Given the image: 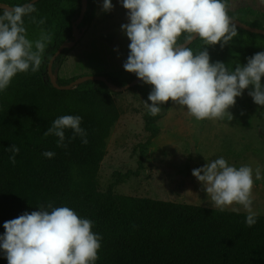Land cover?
<instances>
[{
    "label": "trees",
    "instance_id": "16d2710c",
    "mask_svg": "<svg viewBox=\"0 0 264 264\" xmlns=\"http://www.w3.org/2000/svg\"><path fill=\"white\" fill-rule=\"evenodd\" d=\"M29 1L0 0L14 6ZM35 6L37 11L24 17L27 38L34 41L44 30L52 34V41L46 46L39 71L18 73L8 88L0 91V235L5 233L6 221L52 203L55 207L68 206L94 222L93 231L102 235L95 264H264L263 214H257V222L248 227L246 212L120 194L114 190V183L105 192L99 189L101 165L121 116L116 92L104 81L93 79L71 89H59L48 70L59 47L75 40L74 26L79 35L91 27L97 0H88L81 22L83 0H38ZM229 15L264 28L258 19L264 13L250 6ZM32 18H43L45 23H33ZM237 31L238 35L224 47L207 46L211 63L220 61L234 69L236 64L246 65L249 57L264 51V34L239 26ZM198 39L189 45L194 52L204 47ZM74 46L62 50L53 70L62 68ZM106 76L118 86L137 77L124 68ZM75 79L59 75L58 82L68 84ZM152 87L143 81L135 86L149 104ZM252 88L249 86V90ZM161 107L159 115L146 116L149 138L142 144L140 165L147 146L160 133L158 122L166 116L171 100ZM63 115L82 117L86 145L79 136L71 139V129H65L66 147L57 146L58 137L44 135ZM12 145L20 149L15 165L9 160L12 153L8 148ZM45 151L54 152V157L43 156ZM0 264H8L2 249Z\"/></svg>",
    "mask_w": 264,
    "mask_h": 264
},
{
    "label": "clouds",
    "instance_id": "9594fccd",
    "mask_svg": "<svg viewBox=\"0 0 264 264\" xmlns=\"http://www.w3.org/2000/svg\"><path fill=\"white\" fill-rule=\"evenodd\" d=\"M122 6L128 10L129 22L121 29L130 40L123 67L153 86L148 95L151 104L144 101L149 115H159L161 106L171 100L186 108L196 121H231L234 117L229 109L249 86L253 88L248 94L264 107V51L234 69L220 61L210 62L207 46L224 47L238 35L228 0H122ZM102 8L110 12L114 8L112 0H104ZM36 11L32 0L13 7L0 5V91L6 90L18 73H36L41 67L52 34L41 30L38 39L27 38L24 17ZM32 22L42 25L45 19L32 18ZM197 34L204 47L194 52L188 45ZM81 122L79 115L60 116L44 135L58 137L57 146L66 147L65 129H71V139L79 136L86 145L87 132ZM8 150L12 153L9 160L15 165L20 149L12 145ZM42 155L53 158L55 153L45 151ZM192 174L214 209L224 211L239 205L247 213L248 227L257 222L253 188L254 174L255 180L264 179L260 166L255 170L251 165L236 167L219 157L193 169ZM39 208L4 223L0 249L8 264H95L102 235L93 231L94 222L68 206L48 203Z\"/></svg>",
    "mask_w": 264,
    "mask_h": 264
},
{
    "label": "rangeland",
    "instance_id": "374dc122",
    "mask_svg": "<svg viewBox=\"0 0 264 264\" xmlns=\"http://www.w3.org/2000/svg\"><path fill=\"white\" fill-rule=\"evenodd\" d=\"M103 2L104 0H97L94 22L83 35H79V41L59 70L62 78L70 80L86 75H106L124 68L130 51V40L122 31L121 25L129 22L128 10L122 6V0H112L114 8L106 12L102 8ZM228 3L229 12L250 6L255 11L264 13V0H228ZM258 19L264 23V15ZM249 91L245 89L229 111L235 115H258V119L233 116L231 121H196L188 115L186 108L171 101L166 116L158 122L160 133L147 146L142 165V144L149 138L145 129L148 114L144 106L146 100L135 87L116 92L114 98L121 116L109 139L106 160L101 165L99 189L105 192L114 183V190L120 194L212 207L203 202L205 198L202 197L207 196L203 188L198 193L194 192V186L188 180L193 176L188 177L189 170L194 165L195 168H200L208 161L225 157L227 153L223 148L213 146V141L226 137L236 138L237 124L242 126L246 135L261 138V141L252 140V145L248 147H253L254 143L259 147L253 152L260 151V163L253 165V169L260 166L264 176V107L254 102ZM253 126L258 129H252ZM188 148L191 155L197 156L192 164L189 162ZM206 150H209L207 155ZM199 154H202V159L198 157ZM241 154V151L236 153L240 157ZM234 208L246 212L239 205L228 209ZM253 210L264 215V179L254 184Z\"/></svg>",
    "mask_w": 264,
    "mask_h": 264
},
{
    "label": "crops",
    "instance_id": "0c3cea01",
    "mask_svg": "<svg viewBox=\"0 0 264 264\" xmlns=\"http://www.w3.org/2000/svg\"><path fill=\"white\" fill-rule=\"evenodd\" d=\"M233 116H238V117H244V118H253V119H258V115H235L233 114ZM254 123L252 122V125ZM252 129H258L257 127L253 126ZM237 137L236 138H230V137H226V138H222V139H215L213 141V146H215L216 148H223V150L227 153L226 156L224 157L230 165H234L236 167H239L241 165H251L253 168L255 164H259V158H260V151L258 152H253V150L255 151V148H259L257 145H253V147H248L252 145V140H256L257 141H261V138H254L252 136H248L245 133H243L242 130V126L240 124H237ZM212 146V148H213ZM242 152L241 157L237 156L236 153L238 152ZM188 153H189V162L190 164L193 163L194 159L197 157L196 155H191L189 148H188ZM209 153V150L205 151V155H207ZM251 156H250V155ZM198 157L200 159H202V154H199ZM196 160V159H195ZM208 163V162H207ZM195 169V165L192 167V169L189 170V174L188 177L190 175H192V170ZM191 184H193L194 186V192L196 191L198 193V191H201L200 189L203 188L202 184L197 180L196 177L192 176L188 179ZM259 180H255V174H254V184L258 183ZM206 193V192H205ZM207 195V193H206ZM192 198V195H191ZM202 198H205L203 200L204 204L206 205H211L212 206V202L210 200V198L208 196H203ZM179 202V201H177ZM180 202H185V201H180ZM207 202H209L210 204H207ZM185 203H190L193 204L191 202H185ZM200 205V204H198ZM204 206V205H203ZM210 207V206H208ZM228 209V208H227Z\"/></svg>",
    "mask_w": 264,
    "mask_h": 264
},
{
    "label": "water",
    "instance_id": "95a60500",
    "mask_svg": "<svg viewBox=\"0 0 264 264\" xmlns=\"http://www.w3.org/2000/svg\"><path fill=\"white\" fill-rule=\"evenodd\" d=\"M37 1L38 0H32L33 3L37 2ZM83 1H84V8H83V11H82V13L80 15L79 22H81L82 19H83V17H84L85 10L87 8V3H88V0H83ZM0 5H2V6H8V7H13L14 6V5H10L8 3H5V2H0ZM230 16L234 20L233 23H235L237 26H239V27H241L243 29H246L248 31L254 32V33L264 34V28L250 25V24H248V23H246V22H244V21H242L240 19H235L232 15H230ZM74 36H75V40L73 42H70V43H63L59 47V49L57 50V52L53 55V57L51 58V60L49 62V66H48L49 74H50L51 79H52V82H53V84H54V86L56 88H59V89H71V88H74L76 85H78L79 83H81L83 81H86V80H89V79H93V80H101V81H104L109 86V88L112 91H114V92H121V91H124L126 89L135 87L141 81L138 77H136L135 79H133L132 81H130V82L126 83V84H124L123 86H118L114 82L110 81L106 75H86V76H82V77H79V78L75 79L71 83H68V84H60L58 82L59 71L57 69L56 70H53V65H54L55 60L57 59V57L60 55V53L62 52V50L65 47L74 46L79 41L80 36L78 34V31H77V26H74ZM197 38H198V34H197L196 39Z\"/></svg>",
    "mask_w": 264,
    "mask_h": 264
},
{
    "label": "bare ground",
    "instance_id": "6f19581e",
    "mask_svg": "<svg viewBox=\"0 0 264 264\" xmlns=\"http://www.w3.org/2000/svg\"><path fill=\"white\" fill-rule=\"evenodd\" d=\"M106 160V156H105V159H104V161Z\"/></svg>",
    "mask_w": 264,
    "mask_h": 264
}]
</instances>
